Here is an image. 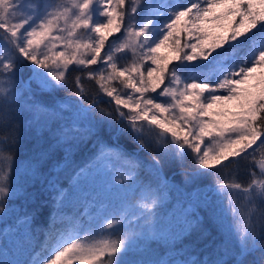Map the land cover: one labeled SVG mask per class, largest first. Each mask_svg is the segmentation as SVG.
Listing matches in <instances>:
<instances>
[{
    "label": "snow or ice",
    "instance_id": "1",
    "mask_svg": "<svg viewBox=\"0 0 264 264\" xmlns=\"http://www.w3.org/2000/svg\"><path fill=\"white\" fill-rule=\"evenodd\" d=\"M58 92L51 103L37 96ZM24 119L54 129L28 175L85 134L99 145L67 186L47 181L58 207L39 231L33 213L9 203ZM176 165L192 198L161 217L165 167ZM208 176L207 192L195 188ZM98 182L135 202L101 205L87 224L67 216L94 202ZM200 209L227 227L208 260L176 247L200 228ZM153 242L167 246L163 256ZM134 248L141 258L125 260ZM0 264H264V0H0Z\"/></svg>",
    "mask_w": 264,
    "mask_h": 264
},
{
    "label": "trees",
    "instance_id": "2",
    "mask_svg": "<svg viewBox=\"0 0 264 264\" xmlns=\"http://www.w3.org/2000/svg\"><path fill=\"white\" fill-rule=\"evenodd\" d=\"M181 3H186L187 0H180ZM95 67V66H92ZM31 65L25 62V67L21 73L23 79H28L31 74ZM73 76L75 73L72 74ZM71 78V77H70ZM90 88L95 91L97 86L93 81H85ZM35 89V83L32 84ZM156 94V93H154ZM66 93L58 92L52 93H37V96L47 103H51L53 99L57 97H64ZM153 95V93H150ZM156 96V95H154ZM107 100V97H104ZM102 107L107 108V104H102ZM114 107V105H113ZM23 123V138L18 146L17 150V162L25 161L26 165L29 166L30 162L33 160L38 146L47 147L48 144L53 143L52 132L54 129L51 128V121L45 125L43 121L38 126L36 124H30L28 119H24ZM41 133V136L37 134ZM107 140L108 137L105 136ZM122 143L128 145V150L132 151L135 146L132 145L131 141H122ZM99 152V145L95 143L94 139L89 138L85 134L82 139L74 141L71 146L64 144L63 147L56 148L49 156V158L43 162L41 167V176H36L35 178L27 177L21 174L20 178L15 179L13 177L15 185L17 188L24 189L25 193L16 194V196L9 203L10 205L19 213L27 211L33 213L34 228L39 231L40 228L45 227L47 224V219L49 215L55 214V209L58 205L54 202L55 193L49 188L47 181L53 180L58 181L60 185L67 186L70 179L75 172L79 171L80 168H84L91 164L96 163V157ZM137 158L147 164L149 163V157L146 152L139 150L137 152ZM59 164V167H54ZM185 166L191 168L193 166V161L191 157L185 160ZM246 163L241 162L239 179L242 182H247L250 178L246 172ZM183 169L178 165L176 166H166L165 173L168 179V188L162 193L163 203L158 209L159 215L165 217L171 213H179L183 208H186L189 200L187 198L182 199V195H190L193 191V186L186 185L184 183ZM148 175L147 167L141 172L142 177ZM213 177L208 176L195 185V188L202 191L211 184ZM127 188V185H125ZM175 188L172 192V189ZM93 195L95 200L93 203L88 205H77L75 208H66L65 214L71 217L73 214L81 215V220L83 223L87 224L89 222L88 212H94L95 209L99 208L101 205H107L109 208L117 206L121 199H127L128 202L134 203L136 197L133 196L131 191H125L124 189L112 188L109 189L107 185L102 183L93 189ZM138 195V193H137ZM209 195H211L209 193ZM90 201L92 197L88 198ZM200 214L204 217V221L200 228L189 235L184 236L176 241V247L181 250V252L191 253L192 259L198 260H208L214 258L215 249L218 244H220L222 238H220V232L216 225L215 220L209 219L207 213L200 209ZM63 227L64 225H58ZM42 239V236H41ZM142 247V245H141ZM152 255L154 257L163 256L167 251V246L163 242H153L151 244ZM141 258L140 251L138 249H132L125 255V260L134 261ZM166 258V257H165Z\"/></svg>",
    "mask_w": 264,
    "mask_h": 264
},
{
    "label": "rangeland",
    "instance_id": "3",
    "mask_svg": "<svg viewBox=\"0 0 264 264\" xmlns=\"http://www.w3.org/2000/svg\"><path fill=\"white\" fill-rule=\"evenodd\" d=\"M118 35V34H117ZM110 39H112V38H110ZM33 67V66H32ZM37 71H40V69H36ZM159 91V90H158ZM154 95H156V94H154L153 93V95L152 96H154ZM155 97V96H154ZM62 98V97H61ZM158 99H160V100H163L164 98L163 97H159ZM91 165H93V164H91ZM28 168V166L26 165V162L25 161H19V162H17V170H16V172H15V179H18V178H20V176H21V174L22 175H24V176H27V177H31V178H35L36 176H31V175H28L27 173H26V169ZM39 176H41V175H39ZM102 183H100V182H98V185H101ZM170 189H172V192L174 191V189L175 188H169V190ZM207 187L206 188H203L202 189V191L203 192H207ZM25 190L23 189L22 190V188H17V194H20V193H22V192H24ZM25 193V192H24ZM211 194V193H210ZM185 198H187L189 201H190V199L192 198L191 197V195H186V194H183L182 195V199H185ZM188 207V205L186 206V208ZM216 222V225H217V227H218V229H219V232H220V238H224V236H223V233H226V231H227V227H226V225H224V226H221V224H220V222L219 221H215Z\"/></svg>",
    "mask_w": 264,
    "mask_h": 264
}]
</instances>
